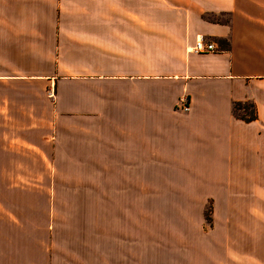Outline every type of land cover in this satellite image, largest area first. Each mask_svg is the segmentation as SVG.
<instances>
[{
	"label": "crops",
	"instance_id": "obj_1",
	"mask_svg": "<svg viewBox=\"0 0 264 264\" xmlns=\"http://www.w3.org/2000/svg\"><path fill=\"white\" fill-rule=\"evenodd\" d=\"M144 1L0 0V164H81L92 195L127 203L128 231L138 199L180 201L184 226L206 203L213 221L220 203L225 216L263 212L264 0H173L153 14ZM198 37L215 51L191 52ZM202 241L197 262L210 258ZM236 247L226 257L239 264Z\"/></svg>",
	"mask_w": 264,
	"mask_h": 264
},
{
	"label": "rangeland",
	"instance_id": "obj_2",
	"mask_svg": "<svg viewBox=\"0 0 264 264\" xmlns=\"http://www.w3.org/2000/svg\"><path fill=\"white\" fill-rule=\"evenodd\" d=\"M148 2L149 14L154 11L152 3L173 4ZM206 17L228 19L225 13ZM19 154L20 159L0 164L25 171L0 175V264H236L226 257L227 247L237 251L236 246L244 256L239 264H264V207L261 214L252 205L235 206L227 213L229 219L220 203L223 214L213 221L209 204L202 214L195 205L187 219L191 224L184 226L181 217L186 212L180 201L138 199L136 221L128 231L120 222L127 221V203L92 195L81 179V164L60 157L34 162ZM201 240L209 243L206 262L191 256L195 242ZM217 246L224 248L214 253L211 247Z\"/></svg>",
	"mask_w": 264,
	"mask_h": 264
},
{
	"label": "built area",
	"instance_id": "obj_3",
	"mask_svg": "<svg viewBox=\"0 0 264 264\" xmlns=\"http://www.w3.org/2000/svg\"><path fill=\"white\" fill-rule=\"evenodd\" d=\"M215 49H216V47H215L214 43L206 42V41L202 40V37L196 38L192 47L189 48V50L191 52H201V53L213 52V51H215ZM188 106H189V104L186 103V101L182 99L180 109H182L183 112H186V111H188Z\"/></svg>",
	"mask_w": 264,
	"mask_h": 264
},
{
	"label": "trees",
	"instance_id": "obj_4",
	"mask_svg": "<svg viewBox=\"0 0 264 264\" xmlns=\"http://www.w3.org/2000/svg\"><path fill=\"white\" fill-rule=\"evenodd\" d=\"M253 105L251 103L241 104L238 103L234 105L233 111L236 113L238 111H242V113H237L240 118H243L244 120H254L255 113L253 110Z\"/></svg>",
	"mask_w": 264,
	"mask_h": 264
}]
</instances>
